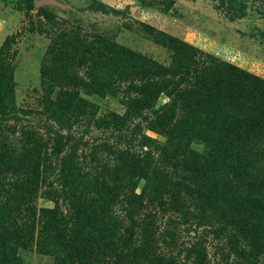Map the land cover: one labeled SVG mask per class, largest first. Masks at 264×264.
I'll list each match as a JSON object with an SVG mask.
<instances>
[{"label":"rangeland","instance_id":"obj_1","mask_svg":"<svg viewBox=\"0 0 264 264\" xmlns=\"http://www.w3.org/2000/svg\"><path fill=\"white\" fill-rule=\"evenodd\" d=\"M16 1L0 0V49L13 35L8 53L0 59L1 79L12 77L13 89L0 86V93H13L18 112V119H8L0 128V155L53 153L58 125L49 118V105L63 94L65 105L70 107L71 100H77L73 96H77L86 102L81 108L85 110L80 119L72 116L69 126L62 130L72 140L60 162H72L70 168L81 174L94 171L102 175L101 179L108 183L105 189L109 190L114 186L110 177L115 172H126V165L115 169L114 164L120 162L119 155L128 151L144 155L151 150L155 155L152 167L163 168L161 147L157 145L169 142V138L151 127L162 105L178 99L170 126L181 121L184 107L188 117L204 124L211 143H220L228 136L237 139L239 152L234 155L255 158L254 169L264 172V131L258 124L261 122L252 124L248 119L252 116L250 109L258 101L264 111V85L251 81L243 72L233 71L238 67L264 80V0H101L107 7L104 11L93 10V0H56L64 6L45 5L44 13ZM183 41L197 48V54L193 55L189 47L183 48ZM209 54L216 58L215 63L209 62ZM229 75L235 83L247 87L255 106L229 105L232 95L223 89L229 83ZM163 84H173V96L158 91ZM141 95L143 99L132 101L129 108V101ZM199 131L200 128L192 135L190 147L217 171H229L230 164L225 162L229 156L205 150L204 141L197 138ZM147 136L155 143L150 144L152 140ZM248 143L256 149L251 150ZM55 160H51L53 164ZM156 172L159 175L160 171ZM50 173L49 178L54 180ZM143 184L144 180L138 183V192ZM44 189L42 186L41 191ZM36 204L38 209L56 206L55 201L43 196L38 197ZM58 205L67 211L62 198H58ZM120 207L115 208L118 213L122 211ZM172 215L175 218L178 214ZM6 220L3 221L7 223ZM40 220L38 214L37 227H41ZM155 222L160 231L174 225L180 247L200 235L206 237L210 264H235L233 254L228 255V240L210 233L212 226H199L196 220L184 223L181 218L169 225L168 217L162 213H158ZM17 237L7 229L0 233V253L6 244H12L5 243L6 238ZM49 238L53 239L49 247L53 249L64 237L52 232ZM13 248L16 245L7 248L10 254ZM15 251L23 264H55V256L47 253V235L43 252L36 250V244ZM7 264H11V259Z\"/></svg>","mask_w":264,"mask_h":264},{"label":"trees","instance_id":"obj_2","mask_svg":"<svg viewBox=\"0 0 264 264\" xmlns=\"http://www.w3.org/2000/svg\"><path fill=\"white\" fill-rule=\"evenodd\" d=\"M16 2L27 3L30 10L37 8L38 12L44 13V7H36L34 0ZM91 8L95 11L107 9L101 0H93ZM12 38L13 35L8 36L1 47L0 59L8 53ZM181 46L189 47L193 55L198 52L197 48L184 41ZM114 54L118 56V52ZM208 60L216 62L211 54ZM233 71L243 72L251 77V81H261L264 85V80L252 73L238 67H234ZM80 81L83 83L84 79ZM144 81L138 86L142 87ZM228 81L223 89L232 95L229 105L251 103L255 106V99L246 91L245 85L235 83L231 75ZM0 86L12 90V77L5 80L1 79L0 74ZM172 86L160 85L158 91H166L169 96H173ZM73 97L77 100L74 103L72 99L70 107L65 105L66 97L63 94H59L49 105V118L58 125L53 136L57 142L53 153L0 155V233L7 229L10 234L18 236L4 240L12 244H6L5 251L0 253V264H7L8 259H11V264H23L15 251L19 247L28 248L36 244V250L43 252L46 235L47 253L55 256V264H210L206 237L200 235L188 245L180 247L174 225L163 231H160L159 226L156 227L155 217L158 213L168 217L169 225L181 218L184 223L190 221L192 224L196 220L199 226H212L210 233L228 240V255L233 254L235 264H264V172L254 169L255 158L234 155L239 152L235 144L237 139L228 136L220 143H211L208 130H203L204 124L199 125L188 117L184 107L181 108V121L170 126L178 102L175 99V103L162 105L151 127L169 138V142L157 145L161 147L163 168L152 167L155 155H152L151 150L145 151L144 155L128 151L119 155L120 162L114 164L115 169L126 165V172L114 171L110 177V184L114 186L106 190L108 183L101 179L102 175L94 171L81 174L77 169L70 168L72 162H60L61 154L72 140L71 135H64L62 130L69 126L72 116L80 119L79 115L85 110L81 108L84 107L82 102H86L79 101L77 96ZM142 99V95L131 99L129 108L135 101ZM258 103L254 109H250L252 116L248 119L252 120V124L261 122L258 124L264 131V111L258 107ZM11 118L18 119V112L14 95L8 90L0 93V128L4 121ZM199 128L197 138L204 141L205 150L229 156L225 158V162L230 164L226 173L207 164L208 160H200V154L190 147L192 135H196L194 132ZM146 138L152 140L151 137ZM34 140L37 141L36 138ZM155 141L153 139L150 144ZM248 147L253 151L256 149L251 143H248ZM54 157L55 164L51 161ZM258 164L261 163L258 161ZM155 169L160 171L159 175ZM49 170L54 174V180L49 178ZM141 180H144V184L138 192L136 187ZM101 183L103 186L100 187ZM82 184L85 186L82 187ZM42 186H45L43 192ZM40 196L55 201L56 206L38 209L36 203ZM58 198L65 202L66 212L60 209ZM117 206H121L120 213L115 209ZM173 213H177V217L174 218ZM38 214L41 216V227H37L35 221ZM10 218L13 219L10 221ZM17 221L19 224H15ZM215 223L218 227L214 226ZM14 224L17 225L16 232L12 229ZM52 232H55L56 237H64L54 250L49 248L53 241L49 238ZM103 240L106 242L103 243ZM13 244L16 248L10 254L7 248L13 247Z\"/></svg>","mask_w":264,"mask_h":264},{"label":"water","instance_id":"obj_3","mask_svg":"<svg viewBox=\"0 0 264 264\" xmlns=\"http://www.w3.org/2000/svg\"><path fill=\"white\" fill-rule=\"evenodd\" d=\"M35 4H36V7H41V6H45V5H50V4H53V5H59L60 7L64 6L63 3H60L56 0H37L35 1Z\"/></svg>","mask_w":264,"mask_h":264}]
</instances>
